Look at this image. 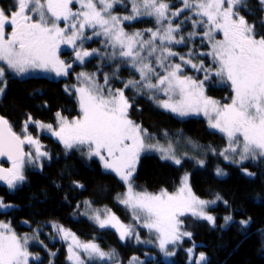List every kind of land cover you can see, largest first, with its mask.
Segmentation results:
<instances>
[{"label": "snow or ice", "instance_id": "1", "mask_svg": "<svg viewBox=\"0 0 264 264\" xmlns=\"http://www.w3.org/2000/svg\"><path fill=\"white\" fill-rule=\"evenodd\" d=\"M122 3L124 0H12L8 7L0 4V94L6 90L4 77L9 71L16 76L33 70L54 73L56 77L68 76L73 63L61 59V46L70 47L74 62L82 65L87 58L101 55L99 49L84 47L93 37L103 36L105 48L111 47L110 56L104 53V59L115 61L119 57L139 73V79L121 81L124 87L118 89L111 86V81L118 78L119 65L111 77L104 74L102 84L96 78L97 73H77L78 84L66 86L65 91L76 96L79 114L69 119L57 112L56 127L34 120L29 114L22 133L18 134L9 119L0 115V157L10 162V167L0 166V183L14 193L27 183L26 168L42 167V158H50L40 140L28 132L29 124H34L41 133L55 137L66 150L86 149L89 158H97L102 168L114 173L125 186V191L117 193L115 199L130 211L132 222H122L107 207L95 209L89 219L99 229L114 230L122 242L134 238L137 243L154 244L165 256H174L176 252L169 251V246L175 248L192 237L191 232L184 230L182 217L190 214L215 225L216 217L206 209L220 197L199 198L187 174L181 177L175 192L166 188L158 193L136 190L134 180L142 153L158 152L160 159L175 165H181L182 158L176 154L171 140L166 144L158 140L149 142L154 135L131 118L134 104L126 96V90L132 88L141 93L148 90L153 99L162 91L167 99L158 101L160 108L179 117L203 115L209 128L226 137L227 147L219 153L225 160L237 165L244 161L264 164V0H255V7L249 0H181L182 6L174 11L170 0H127L128 14L114 15L115 6ZM185 10L189 15L175 23ZM144 16L153 18L157 27L125 31V21ZM189 20L194 31L188 33L187 39L199 35L202 42L207 41L210 51L200 55L212 58L209 66L203 60L194 63L191 49L187 58L180 56V63L168 62L179 55L170 46L186 42V37L178 34ZM200 28L202 32L197 31ZM87 30H91V36ZM145 32L148 39L144 38ZM221 34L222 38L217 39ZM188 65L203 71L204 78L183 75ZM213 78L230 87V102L221 103L206 94L205 82ZM26 145L30 146L27 151ZM198 163L203 166L205 161ZM243 171L247 176L256 175L248 169ZM216 174L225 175L220 168ZM73 184L83 187L76 181ZM224 203L227 205L228 201ZM83 204L92 208L91 201L85 200ZM13 207L0 197V209ZM224 219L232 221L233 217L228 215ZM250 222L248 217L237 223L246 234ZM52 227L60 239L68 242L71 264H112L116 260L115 250L104 251L95 240L83 242L63 225ZM137 227L148 229L154 239L141 240ZM36 238L20 236L11 222L0 221V264H31L38 260V255L29 251L31 240ZM186 251L195 264H206L205 253L194 257L193 248ZM116 264L123 261L116 260ZM129 264L144 262L132 257Z\"/></svg>", "mask_w": 264, "mask_h": 264}, {"label": "trees", "instance_id": "2", "mask_svg": "<svg viewBox=\"0 0 264 264\" xmlns=\"http://www.w3.org/2000/svg\"><path fill=\"white\" fill-rule=\"evenodd\" d=\"M249 2L255 7V0ZM11 3L12 0H0V4L5 7ZM126 3L127 0H124V3L115 6L113 13L128 14ZM170 3L173 5L172 11L182 6L181 0H170ZM241 14H245L243 10ZM187 15L189 13L185 10L182 21ZM189 22L190 20L187 23ZM124 26L128 32L157 27L154 19L147 16L125 21ZM10 30L9 28L8 31ZM221 38L218 35L217 39ZM99 41L98 37H93L86 46L90 49H102ZM97 44L99 46L95 47ZM185 45L186 43L175 47L181 49ZM205 46H209L208 43ZM100 57L95 55L86 63H94L96 66L95 62ZM113 65H116L115 62L109 68L112 69ZM185 68L189 70L186 66ZM117 76L120 80L115 84L119 88L124 86L121 81L126 78H139V74L127 63L120 64ZM118 78L112 80L116 81ZM6 85L5 92L0 94V114L9 119L18 134L22 133L29 114L34 120L45 123H55L57 112L69 119L79 114L76 96L65 91L66 86L74 85L71 73L58 79L40 75L18 77L7 74ZM219 87L215 81L209 82L206 84L207 95L219 98ZM125 94L134 104L131 118L142 124L155 139L166 140L182 134L198 143L212 146L216 151L225 146V137L209 128L204 117H179L168 112L158 107L145 90L141 93L129 88ZM28 130L40 140L43 150L49 153L50 158L43 160L40 170L26 168L27 183L18 191L12 193L0 183V197L5 203L15 206L0 209V221L11 222L20 236L36 233L37 239L41 238L42 232L39 229L42 226L55 223L70 229L80 239L95 240L103 249H114L125 258L139 253L138 246L122 243L114 230L99 229L87 217L76 212L77 205L88 200L93 206H107L117 216L126 217L124 208L115 199L125 186L115 174L106 172L97 158H89L86 150H66L51 135L37 132L34 124H29ZM165 132L167 135H164ZM227 169L226 176H217L209 162L203 167L192 159H185L181 165H175L169 160L160 159L155 153H144L137 165L134 184L139 191L158 192L161 188H166L173 192L179 185L182 172L190 171V185L198 197L212 199L219 196L220 199L207 208L216 217L215 225L191 215L184 216V223L192 237L185 238L183 243L194 246L197 252L205 253L206 264H264V164L246 161L242 165H228ZM243 169L256 175L247 176ZM73 181L83 187L74 186ZM224 201H228V204L225 205ZM228 215L233 220L226 222L224 217ZM248 217H251V222L245 234L237 222ZM37 247L36 243L29 244V251L36 254L39 252ZM52 249L56 251L54 264H64V246L55 243ZM31 264H37V260ZM146 264L195 263L188 262L178 252L169 262L158 259Z\"/></svg>", "mask_w": 264, "mask_h": 264}, {"label": "rangeland", "instance_id": "3", "mask_svg": "<svg viewBox=\"0 0 264 264\" xmlns=\"http://www.w3.org/2000/svg\"><path fill=\"white\" fill-rule=\"evenodd\" d=\"M75 7L78 8L79 5H76ZM113 14L114 15H120V13H113ZM182 19L183 18H182V15H181L179 17V19H176L175 23H180L182 21ZM61 26H63V25H61ZM125 31H127V30L125 29ZM192 31H194V29L192 27L191 21L189 23H185V24L182 25V31L178 35H184L186 37V42H185L186 45H185V47H183L181 49H178V47H175V45H171L170 46L171 47V50L174 51V52L179 53V55L170 58V60L168 61L169 63H180L181 62L180 61V56H185L187 58V54L189 53V50L190 49L192 50V56H191V58H192L193 62L194 63H200V61L203 60L202 59L203 57L200 55V53H204V52L210 51V46H205L206 43H207V41L205 40V41L202 42L199 35L195 36L193 39H187L188 33L192 32ZM197 31L202 32L203 29L200 28ZM133 32H135V31H133ZM129 33H131V32H129ZM87 35H89V36L92 35L91 30H87ZM98 38L100 39L99 44L102 47V49L101 48H93V49H99L100 50V53H101V55H98V56H101L100 59L95 62L96 66L94 65V63H89V64L86 63L88 61V59L91 58V57L87 58L86 61H85V63L82 64V65L79 62H74V52L72 51V49L70 47L66 46V45H62L61 46V48H62L61 59L65 60L66 62L73 63V68L70 70V73L72 74V76L74 78V85H77L78 84V81L76 79V74L79 73V72L97 73V77L96 78H97L98 82L102 84L103 83V76H104L105 73L109 74V76L111 77V74L114 71H116L118 65L120 67V64L121 63H127V62H121V60H120L119 57H117L115 61H113L110 58L109 59H104L103 58V54L104 53H108L109 56H110V54L112 52V49H111V47L105 48L104 43H103V41H104L105 38L103 36H100ZM144 38L145 39H148L149 38V34L148 33L145 34ZM88 42L89 41H86L85 42L84 47L86 49H88V50H92V49H90L89 47L86 46V43H88ZM157 44H159V41H157ZM97 46H99V45L97 44L95 47H97ZM63 49H66V50H63ZM63 52H67V53H63ZM204 58H205V60H203V61L205 63V66H209V65L212 64V58L211 57H204ZM114 62H115L116 65H113L112 69H110L109 68V65L110 64H113ZM153 62H154V60H153ZM0 66H2V62H0ZM186 67L189 70H185L184 73H183V75L191 76V77H193V79H199V80H202L204 78V72L203 71H199L198 72L195 69L191 68L190 65H188ZM98 68L101 69V70L98 71ZM160 71H162V70H160ZM7 74H11L13 76H16L11 71L7 72ZM7 74L4 77V80L5 81H6ZM28 75L47 76V77L55 78V79L63 78V77H56L54 73H48V72H44V71H41V70H33V71H30L29 73L24 74L23 76H18V77H26ZM119 80H120V78H118V80H116V81H113V80L111 81V86L114 89H118L119 88L115 84ZM127 81H129V78H126L123 82L124 83H127ZM211 81H215L216 85H218V87L220 86L219 87L220 90L217 91V93L219 94V98H215V96H212L210 94H208V96H210V97H212L214 99H217V100L221 101V103H228V102H230V93H231L230 87L229 86H225L224 84L218 83L217 80H216V78H213V79L205 82V91H206V84H208ZM65 85H68V84H65ZM123 87H120V88H123ZM145 91L148 93V96L149 97H152L153 93L151 91H148V90H145ZM151 99L158 106V101L165 100V99H167V97L161 91V92H159V93L156 94L155 99H153V98H151ZM190 116H200V117H204L203 115H190ZM187 117H189V116H187ZM204 119L207 122V119L205 117H204ZM43 123L44 124H52L54 127H56L57 126V119H56V122L55 123H45V122H43ZM35 129H36L37 132L41 133L36 126H35ZM28 132L33 137H35L34 133H32L31 130H28ZM47 134L51 135L50 133H47ZM53 138L55 140H57L55 137H53ZM225 139H226V137H225ZM157 140L158 139H155L154 138L152 141H149V142L155 143ZM169 140H171L173 142L174 147H175V150H176V154L182 158V162L185 159H192L199 166H201L198 163V161L199 160H204L205 161V164L203 165V167L209 162L211 164V166L213 167L215 173H216V169L217 168L222 169L223 172L225 173V175H223V176H226L227 173H228V169H227V166L228 165H237L235 163H231L229 160H225L224 157L219 154L223 149H225L227 147V139H226L225 146L222 147L219 151H216L215 148L212 147V146L204 145L202 143H198V142L194 141L192 138H189V137L184 136V135H178V136H176L174 138H169V139H166V140H158V141L161 144H166ZM189 141H192L193 143H190ZM29 148H30V146H28V145L25 146L26 151L29 150ZM213 149L215 150V152H213ZM32 151L34 152V148L32 149ZM86 153H87V150H86ZM145 153H155L158 156L161 155L158 152H145ZM142 154H144V153H142ZM47 158L48 157L42 158V163H43V160L44 159H47ZM235 158L238 159V156H236ZM244 162H246V161H244ZM8 167H10V165ZM32 168H35V169H39L40 170L42 167L38 165V166H32ZM185 174H187L189 176V183H190V171L184 170L182 172V174H181V177L184 176ZM180 180H181V178H180ZM179 184H180V182H179ZM178 187H179V185H178ZM176 189L173 192H175ZM124 191H125V189L122 192H120V193H123ZM137 191H139V190H137ZM158 192H151V193H158ZM201 199H203V200H216V198H212V199H204V198H201ZM84 201L85 200L81 201L78 204L80 206L76 208V212H77L78 215H83V216L87 217L88 219H89V216L92 215V213H93V211L95 209H101V210H103L105 207H107V206H99L98 207V206H93L92 205V208L89 209L87 206H85L83 204ZM217 201L218 200H216V203H217ZM215 204H210V205H208V207L213 206ZM120 205L124 208V210L126 212V217H123V218L122 217H119V216L118 217L121 219L122 222H124L126 224L127 223H131L132 222V216H131L130 211L127 210L122 204H120ZM107 208L110 209L109 207H107ZM85 213H87V215H85ZM187 215H190V214H187ZM183 218L184 217H182V219ZM89 220L94 225H96L93 220H91V219H89ZM53 224H55V223H48V224L42 226L39 229L42 232L41 238L40 239H37V238L36 239H33L30 242V244L31 243H36L39 246V247H37V249H39V252L35 254V255H38V257H39V259L37 260V264H54V256L56 255V251L52 249V245L55 244V243H58L59 245L64 246V252H65L64 254L65 255H64V257H62L63 258V261H64V264H71V262L68 260V256H69V252H68V242L60 239L59 235H57V233L55 232V230L52 227ZM184 230L185 231H189L187 229L185 223H184ZM136 231H138L140 233L141 240H152V239H154V236L152 234H150L149 233V230L146 229V228L137 227L136 228ZM25 235H27L29 237H36V233H34V234L25 233L22 236H25ZM80 240L83 241V242L92 241V240H82V239H80ZM40 241H42L43 243L41 244ZM122 243L136 245V246H138V250H139V253L132 254V255H130L127 258H125L124 256H122L121 254H119L115 250V252L117 253L116 260L123 261V264H129V261H130V259L132 257H138L141 261L144 262V264H146L147 262H155L158 259H162V260H164L166 262H169V261H171L173 259V257L178 252H181L187 258V261L188 262L195 263V260H189V255H188V253H187L186 250L188 248H193L192 255L194 257H198L199 254L201 253V252H197L194 249V246L185 245L183 242L181 244H179L178 246H175V248H173V246H169V251H173L174 250L176 252V254L174 256H165L162 252H160L159 248L156 247L154 244L137 243L134 238L131 239V240H129V241H127V242H122ZM103 250L104 251H112L114 249H107V250L106 249H103ZM52 253H54L55 255H52ZM116 260H114L112 262V264H116ZM203 263L204 262H202V264Z\"/></svg>", "mask_w": 264, "mask_h": 264}, {"label": "water", "instance_id": "4", "mask_svg": "<svg viewBox=\"0 0 264 264\" xmlns=\"http://www.w3.org/2000/svg\"><path fill=\"white\" fill-rule=\"evenodd\" d=\"M1 115V114H0ZM26 150V149H25ZM2 162H7L10 164L9 161H7V158L6 157H0V166H3V167H8L6 165H4Z\"/></svg>", "mask_w": 264, "mask_h": 264}, {"label": "flooded vegetation", "instance_id": "5", "mask_svg": "<svg viewBox=\"0 0 264 264\" xmlns=\"http://www.w3.org/2000/svg\"><path fill=\"white\" fill-rule=\"evenodd\" d=\"M221 36H222V34H221ZM206 94H207V92H206Z\"/></svg>", "mask_w": 264, "mask_h": 264}]
</instances>
